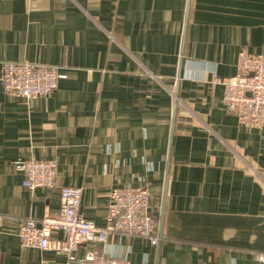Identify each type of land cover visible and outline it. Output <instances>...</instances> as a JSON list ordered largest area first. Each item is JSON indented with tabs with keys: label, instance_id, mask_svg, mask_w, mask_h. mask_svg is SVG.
Masks as SVG:
<instances>
[{
	"label": "crops",
	"instance_id": "crops-1",
	"mask_svg": "<svg viewBox=\"0 0 264 264\" xmlns=\"http://www.w3.org/2000/svg\"><path fill=\"white\" fill-rule=\"evenodd\" d=\"M242 51L264 55V0H0L2 63L58 67L30 101L0 81V264H82L25 248L26 218L57 217L60 190L23 187L15 163L53 159L80 214L107 226L111 192L147 187L166 241L116 235L131 264H258L264 253V127L226 111ZM178 81L179 103L170 90ZM63 239V234L54 233Z\"/></svg>",
	"mask_w": 264,
	"mask_h": 264
},
{
	"label": "built area",
	"instance_id": "built-area-1",
	"mask_svg": "<svg viewBox=\"0 0 264 264\" xmlns=\"http://www.w3.org/2000/svg\"><path fill=\"white\" fill-rule=\"evenodd\" d=\"M213 83L224 88L223 103L227 112L235 115L247 128L264 127V55L242 51L238 55L237 74L220 78L213 73ZM66 78L58 67L29 62L2 63L0 81L8 95L27 101L45 98L56 92ZM178 81L170 95L179 103ZM23 175V187L34 191L44 188L60 190L61 205L57 217L41 220L24 219L19 239L25 248L53 251L65 255L69 263L75 262V252L81 247L101 244L102 249H89L82 264H131L128 254L113 251L109 238L116 235L138 237L158 247L166 241L163 206L159 216L152 212L151 193L147 187L123 186L111 192L107 226L97 227L80 214L83 189L59 187L58 163L53 159H28L15 163ZM1 221V218H0ZM62 233L64 238L53 237ZM258 264H264V253H256Z\"/></svg>",
	"mask_w": 264,
	"mask_h": 264
}]
</instances>
